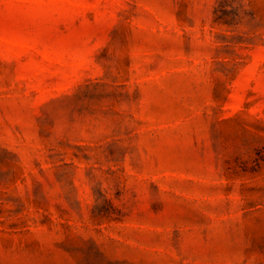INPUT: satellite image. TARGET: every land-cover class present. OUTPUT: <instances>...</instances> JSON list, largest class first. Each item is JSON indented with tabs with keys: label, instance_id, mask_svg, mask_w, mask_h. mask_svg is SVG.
Instances as JSON below:
<instances>
[{
	"label": "rangeland",
	"instance_id": "1",
	"mask_svg": "<svg viewBox=\"0 0 264 264\" xmlns=\"http://www.w3.org/2000/svg\"><path fill=\"white\" fill-rule=\"evenodd\" d=\"M0 264H264V0H0Z\"/></svg>",
	"mask_w": 264,
	"mask_h": 264
}]
</instances>
